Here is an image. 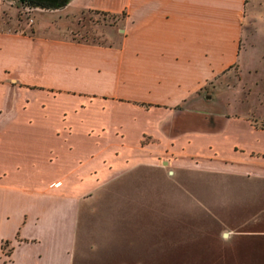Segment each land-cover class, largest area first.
<instances>
[{"label": "crops", "instance_id": "1", "mask_svg": "<svg viewBox=\"0 0 264 264\" xmlns=\"http://www.w3.org/2000/svg\"><path fill=\"white\" fill-rule=\"evenodd\" d=\"M4 1L0 264H73L84 197L158 147L223 157L264 225V126L205 105L244 57L247 0H52L124 14L109 42L9 29Z\"/></svg>", "mask_w": 264, "mask_h": 264}, {"label": "rangeland", "instance_id": "2", "mask_svg": "<svg viewBox=\"0 0 264 264\" xmlns=\"http://www.w3.org/2000/svg\"><path fill=\"white\" fill-rule=\"evenodd\" d=\"M64 5L6 0L3 21L12 30L117 40L124 14ZM241 54L205 105L263 127L264 0H247ZM224 162L216 154L150 149L84 197L73 264H264V233L251 232L264 225L253 226L246 207L254 181L224 174Z\"/></svg>", "mask_w": 264, "mask_h": 264}, {"label": "trees", "instance_id": "3", "mask_svg": "<svg viewBox=\"0 0 264 264\" xmlns=\"http://www.w3.org/2000/svg\"><path fill=\"white\" fill-rule=\"evenodd\" d=\"M96 11H100V10H96ZM100 12H104L105 13V11H100ZM106 13H108V12H106Z\"/></svg>", "mask_w": 264, "mask_h": 264}]
</instances>
